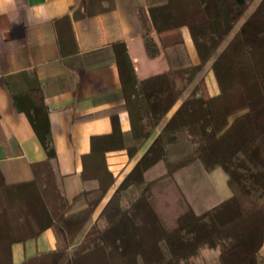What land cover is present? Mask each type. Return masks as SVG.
I'll use <instances>...</instances> for the list:
<instances>
[{"label": "trees", "instance_id": "1", "mask_svg": "<svg viewBox=\"0 0 264 264\" xmlns=\"http://www.w3.org/2000/svg\"><path fill=\"white\" fill-rule=\"evenodd\" d=\"M249 2L144 0L153 28L141 38L144 54L168 66L145 79L125 42L111 45L124 103L95 116H107L117 134L125 111L136 143L159 131L93 221L114 183L106 153L83 157V189L67 198L41 90L12 93L46 159L32 165L30 181L5 184L0 173V264H12L14 243L47 229L59 246L21 264H192L205 249L218 251V264H264V0L210 65L218 93L204 78L193 85Z\"/></svg>", "mask_w": 264, "mask_h": 264}, {"label": "crops", "instance_id": "2", "mask_svg": "<svg viewBox=\"0 0 264 264\" xmlns=\"http://www.w3.org/2000/svg\"><path fill=\"white\" fill-rule=\"evenodd\" d=\"M147 32L153 33V28L144 0H0V173L5 184L30 181L32 165L46 159L26 116L14 109L11 97L12 93L38 88L49 109L57 165L67 198L83 189V157L106 153L114 183L92 221L96 218L159 131L147 141L136 143L131 140L125 111L118 115L117 134L112 133L107 116H95L124 103L111 50L113 43L125 42L138 79L153 75L143 57L141 38ZM186 43L190 46L189 39ZM157 59L165 61L163 57ZM209 77L214 79L212 73ZM207 86L212 95L217 94L215 87L210 90ZM88 117L92 118L82 120ZM92 139H103L104 143L92 144ZM216 175L214 172V181ZM82 207L80 204L77 209ZM57 247L54 230L47 229L35 239L14 243L12 264ZM260 256L264 263V240Z\"/></svg>", "mask_w": 264, "mask_h": 264}, {"label": "rangeland", "instance_id": "3", "mask_svg": "<svg viewBox=\"0 0 264 264\" xmlns=\"http://www.w3.org/2000/svg\"><path fill=\"white\" fill-rule=\"evenodd\" d=\"M260 1L261 0H250L244 16L234 25V27L229 32V34L222 41V43L219 46V48L217 49L215 55L206 64L207 66L204 67V69L198 74V76L194 80L193 85L203 77V78H205V81H207V83L210 87V90L214 89V87H215V90H217V93H218V89H217V86H216L214 79L211 80L209 77L211 75V73L209 71V66L211 65L215 56H217V54H219L226 47V45L232 39L234 34L239 30L241 24L244 22V20L247 18V16L256 9V7L260 3ZM143 57L149 65V74H151V75L161 73L162 71L166 70V68H168L166 62L162 59L148 60L145 58V56H143ZM192 86H190L187 89V91L185 92L186 95L189 93ZM216 173H219V174L216 175ZM215 175L217 177L215 176L214 182L216 184L217 190H218V192L222 198H226L227 196H229V192H228V189H227L226 184H225V179H224L225 177L223 176V174L220 171L215 172ZM218 176H219V178H218ZM220 177H221V179H220ZM82 235H83V232L79 235L77 241H79L81 239ZM58 246H59V243H58ZM74 248L75 247L73 246L68 250L67 256H70V254ZM217 256H218L217 250L205 249V250H202L201 253L196 258L192 259V264H218Z\"/></svg>", "mask_w": 264, "mask_h": 264}]
</instances>
